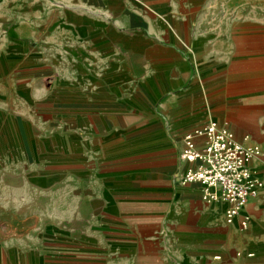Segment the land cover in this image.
Instances as JSON below:
<instances>
[{
    "label": "crops",
    "instance_id": "obj_1",
    "mask_svg": "<svg viewBox=\"0 0 264 264\" xmlns=\"http://www.w3.org/2000/svg\"><path fill=\"white\" fill-rule=\"evenodd\" d=\"M212 3L0 0V98L17 106L0 108V264H264L257 234L243 247L239 218L226 225L224 203L179 181L184 137L228 127L238 90L264 84V34ZM45 98L60 111H25ZM229 127L243 144L264 136ZM40 196L43 237L4 226L24 207L34 218Z\"/></svg>",
    "mask_w": 264,
    "mask_h": 264
},
{
    "label": "built area",
    "instance_id": "obj_2",
    "mask_svg": "<svg viewBox=\"0 0 264 264\" xmlns=\"http://www.w3.org/2000/svg\"><path fill=\"white\" fill-rule=\"evenodd\" d=\"M195 136L205 138L199 149L193 141ZM261 155L258 146L243 144L236 140L226 124L211 120L184 137L179 158L193 166L183 171L179 181L200 184L204 201L225 204V224L231 225L239 218L238 226L244 230L250 218L242 214L243 209L262 186L260 176L250 164Z\"/></svg>",
    "mask_w": 264,
    "mask_h": 264
},
{
    "label": "rangeland",
    "instance_id": "obj_3",
    "mask_svg": "<svg viewBox=\"0 0 264 264\" xmlns=\"http://www.w3.org/2000/svg\"><path fill=\"white\" fill-rule=\"evenodd\" d=\"M212 2L213 3L210 4V6L215 9L217 15L222 14L229 17L238 16L243 17L244 19L250 18L253 22H255L254 26H252L253 30L258 34H264V0H212ZM261 51L262 50H260L259 53ZM54 85L55 84H37L40 90L52 94L51 96H53V94H55L57 91V89L55 90L56 86L54 87ZM237 96L241 99L239 100V102H237V104H235L238 105L236 106L237 109L229 113V123L231 122L232 124H234L238 128L237 130L241 129L248 132L253 131V128L257 124L261 129V133L264 134V84H248L238 90ZM49 102L50 101L48 100V98H45L44 100L35 102V104H30L28 106V109H26L25 111H35L38 113H51L60 111L57 108L59 107L58 103L53 104V102L51 101L52 104H50ZM1 107L7 111H15L17 108V106H15V104L12 105L11 101L6 97L0 98V108ZM226 122L229 127L228 119L226 120ZM230 130L237 138L235 131L231 128ZM246 135H250V132ZM251 138L254 141H264V136L263 138ZM254 141L250 142V145L258 146L260 149H262L261 146ZM23 187L19 188L18 191L23 190ZM31 202L32 201H29V203ZM23 203L24 205L27 204L26 202ZM50 203L52 204L51 213L53 215V208L57 207L60 202L57 200H52ZM43 204L44 198H42L41 196L35 198V207L33 213L34 218L30 217L31 214L28 216L25 215L27 210L24 207V211L19 212V214L21 215L18 214V217H15V219H11V216H8L6 219H4V226H8V224L9 227L18 226L19 235L21 236V238L26 239V236L28 234L27 227L33 225L35 226V237H43V228L46 224V218H44L43 216ZM254 210L258 211L256 214L251 216L248 228L243 232L237 230L238 232H240L241 239L238 237L236 239L238 241L240 239V243L243 247L246 246V239L250 234H252L251 231H253V234H257L259 238L262 239V242H260L259 244H264V196L255 197V199L251 201L249 211L253 213ZM9 211H7V213H9L10 215L16 213L14 211L10 213ZM55 218L57 219V215L53 216L51 219ZM239 252L240 256L246 253L241 249H239Z\"/></svg>",
    "mask_w": 264,
    "mask_h": 264
},
{
    "label": "bare ground",
    "instance_id": "obj_4",
    "mask_svg": "<svg viewBox=\"0 0 264 264\" xmlns=\"http://www.w3.org/2000/svg\"><path fill=\"white\" fill-rule=\"evenodd\" d=\"M262 187H263V183H262V186H261L260 190L262 189ZM260 190H259V191H260ZM257 196H258V194L256 195V197H257Z\"/></svg>",
    "mask_w": 264,
    "mask_h": 264
}]
</instances>
